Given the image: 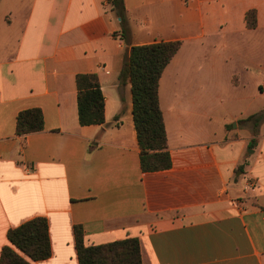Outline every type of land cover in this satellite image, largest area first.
I'll return each instance as SVG.
<instances>
[{
	"label": "crops",
	"instance_id": "1",
	"mask_svg": "<svg viewBox=\"0 0 264 264\" xmlns=\"http://www.w3.org/2000/svg\"><path fill=\"white\" fill-rule=\"evenodd\" d=\"M0 0V259L10 229L49 222L52 256L136 237L143 264H264V0ZM256 12L250 28L247 14ZM181 42L159 84L172 167L144 173L133 46ZM98 75L105 123L81 126L76 77ZM40 109L44 130L16 134ZM206 120L212 128L204 127ZM209 125V122H208Z\"/></svg>",
	"mask_w": 264,
	"mask_h": 264
},
{
	"label": "trees",
	"instance_id": "2",
	"mask_svg": "<svg viewBox=\"0 0 264 264\" xmlns=\"http://www.w3.org/2000/svg\"><path fill=\"white\" fill-rule=\"evenodd\" d=\"M112 10L120 20L122 38L128 42L130 29L125 0H111ZM250 28L256 26V12L247 14ZM181 42H159L133 46L120 72L122 82L130 81L133 96V118L141 149L140 163L144 173L168 170L172 167L163 112L159 101L161 77ZM78 91V114L81 126L105 123V99L98 75L79 74L76 77ZM264 115H256L247 121L259 123ZM44 116L40 109H29L19 113L16 134L25 138L44 130ZM9 242L4 247L0 264H32L45 261L52 256L49 222L44 217L31 219L10 229ZM75 248L79 264H143L140 241L130 237L101 245H87L81 225L74 226Z\"/></svg>",
	"mask_w": 264,
	"mask_h": 264
},
{
	"label": "rangeland",
	"instance_id": "3",
	"mask_svg": "<svg viewBox=\"0 0 264 264\" xmlns=\"http://www.w3.org/2000/svg\"><path fill=\"white\" fill-rule=\"evenodd\" d=\"M202 120L200 119V123L199 124H201L202 126H204V127H207V126H209V127H211L212 128V126H213V122H211L210 120L208 121V120H206V123H204V124H202V122H201ZM208 122H209V125H208Z\"/></svg>",
	"mask_w": 264,
	"mask_h": 264
}]
</instances>
